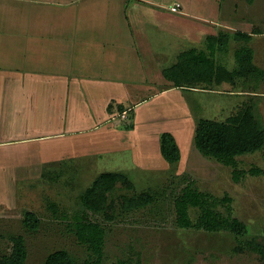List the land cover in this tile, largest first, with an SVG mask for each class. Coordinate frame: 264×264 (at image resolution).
Wrapping results in <instances>:
<instances>
[{
	"label": "rangeland",
	"instance_id": "obj_1",
	"mask_svg": "<svg viewBox=\"0 0 264 264\" xmlns=\"http://www.w3.org/2000/svg\"><path fill=\"white\" fill-rule=\"evenodd\" d=\"M221 2H225L222 18L227 17L238 28L248 27V32L262 33L250 40L248 49L239 45L231 47L233 60L225 62L224 67L234 75L227 77L219 73L217 86L225 89L228 84L230 88L264 90V0ZM201 73L203 79H208L205 77L208 69L203 68ZM184 79L176 81L185 84ZM186 80L195 81L190 76ZM214 81L207 85L216 86ZM197 85L202 86L200 82ZM157 89L138 96L145 97V101L133 108L137 112L136 132L130 133L132 126L127 127L133 121L121 125L124 131L119 135L126 138V143L136 142L140 148L142 145V155L133 147L130 151L106 152L101 142L96 141H87L90 147L82 146L85 138L81 137L46 138L18 147L23 151L20 155L6 153L13 156L4 157L3 162L12 166L11 170L20 168L23 176L1 178L8 190L0 186V201L6 200L1 197L7 192L9 204L1 205L0 211V258L12 253V238L22 236L28 250L25 264H44L48 255L58 250L67 251L78 262L86 260L90 253L72 230V216L80 209L82 194L101 173L118 172L126 175L133 187L119 182L108 195L105 210L92 214V219L106 230L104 264H264L260 254L252 249H236L238 239L264 245V149L239 156L236 165L227 166L201 154L194 143L197 121L238 118L248 108V97L184 91L189 103L195 100L203 104L199 109L193 103L190 105L195 122L193 130L184 126L181 119L182 94L160 95ZM148 100L151 101L147 103ZM250 100L255 104L253 98ZM256 105L252 108L264 124V102L257 101ZM173 126L180 129L176 140L182 159L170 164L161 156L159 137L168 131L167 127ZM188 186L216 198V210L246 223L249 233L236 237L228 231L210 233L178 227L175 200ZM145 192L153 195V203L141 208L125 207L126 198H137ZM26 211L34 212L39 218L38 230L30 231L24 225ZM191 214L196 220L199 211L193 209Z\"/></svg>",
	"mask_w": 264,
	"mask_h": 264
},
{
	"label": "crops",
	"instance_id": "obj_2",
	"mask_svg": "<svg viewBox=\"0 0 264 264\" xmlns=\"http://www.w3.org/2000/svg\"><path fill=\"white\" fill-rule=\"evenodd\" d=\"M224 3L0 0V186L4 191L8 185L1 178L23 176L20 168L11 170L3 162L4 157L13 156L6 153L20 155L23 151L18 147L38 140L81 137L85 138L82 146L96 141L106 152L133 147L142 155V145L126 143L119 134L124 131L121 125L129 121H133L127 124L132 126L130 133L136 132L133 108L145 101L138 96L156 87L160 95L182 94L181 119L193 130V102L184 91L248 97V107L253 108L257 101L264 102V90L217 86L219 73L234 75L224 67L233 60L231 47L251 46L250 40L262 33L248 32V27L238 28L222 18ZM203 68L209 71L208 79L202 78ZM189 76L193 83L186 80ZM182 77L185 84L176 81ZM213 80L217 87L207 85ZM193 101L196 108H203L201 101ZM167 128L164 132L176 138L180 129ZM7 197V192L2 194L1 200H6L0 201V211L1 205L9 204Z\"/></svg>",
	"mask_w": 264,
	"mask_h": 264
},
{
	"label": "trees",
	"instance_id": "obj_3",
	"mask_svg": "<svg viewBox=\"0 0 264 264\" xmlns=\"http://www.w3.org/2000/svg\"><path fill=\"white\" fill-rule=\"evenodd\" d=\"M194 143L199 152L227 166L237 164V157L252 154L264 149L263 120L251 106L238 118L226 121L200 119L196 125ZM160 152L170 164L181 161L182 153L176 138L170 132L160 135ZM119 182L133 187L123 173H101L92 185L82 194L80 209L72 216V230L80 243L89 250V257L78 262L65 250H58L48 255L44 264H104L106 230L92 219V214L101 213L107 206L108 195ZM153 195L142 193L137 198L124 200L126 208H141L153 203ZM217 199L195 188L186 187L175 200L177 225L182 229H202L210 233L228 231L236 237L249 233L246 223L238 218L225 217L216 210ZM197 209V219L191 211ZM24 225L30 231L38 230L40 220L32 211L24 213ZM237 250L250 248L260 254L264 262V245L254 240L243 242L238 239ZM13 251L9 256L0 258V264H25L28 250L22 236L12 238Z\"/></svg>",
	"mask_w": 264,
	"mask_h": 264
},
{
	"label": "built area",
	"instance_id": "obj_4",
	"mask_svg": "<svg viewBox=\"0 0 264 264\" xmlns=\"http://www.w3.org/2000/svg\"><path fill=\"white\" fill-rule=\"evenodd\" d=\"M174 10H176V8H174Z\"/></svg>",
	"mask_w": 264,
	"mask_h": 264
}]
</instances>
